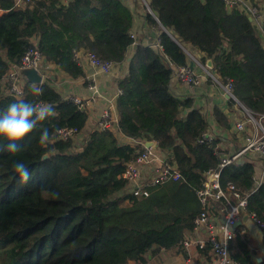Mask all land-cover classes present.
Here are the masks:
<instances>
[{
  "label": "trees",
  "instance_id": "trees-1",
  "mask_svg": "<svg viewBox=\"0 0 264 264\" xmlns=\"http://www.w3.org/2000/svg\"><path fill=\"white\" fill-rule=\"evenodd\" d=\"M148 6L158 21L147 14L149 23L163 27L160 49L138 45L129 59L133 16L121 0H31L24 9L0 0V81L32 48L73 79L84 74L73 59L75 50L126 64L127 73L117 82V130L133 140L154 141L181 174L178 181L152 188L147 198L122 194L121 175L135 159V149L120 145L108 131L90 133L78 152L71 151V141L56 140L60 129L81 134L88 113L49 79L40 85L26 82L19 98L0 89V115L21 101L54 110L18 151H8L0 140V264H146L148 254L155 259L161 249H175V242L191 231L205 172L231 153L222 144L238 149L235 135L228 134V119L217 108L212 118L222 135L199 143L210 128L209 118L191 97L171 92L170 64L189 63L183 47L197 52L202 66L211 60L220 83H232L238 103L264 115V20L260 33L242 11L226 9L220 0H148ZM44 129L50 135L47 146L41 142ZM16 162L31 172L27 183L15 172ZM254 174L250 163L235 162L222 169L220 183L248 195L245 212L264 221V183L256 187ZM226 209L218 202L212 213L219 216ZM240 229L229 245L231 257L254 264Z\"/></svg>",
  "mask_w": 264,
  "mask_h": 264
},
{
  "label": "built area",
  "instance_id": "built-area-1",
  "mask_svg": "<svg viewBox=\"0 0 264 264\" xmlns=\"http://www.w3.org/2000/svg\"><path fill=\"white\" fill-rule=\"evenodd\" d=\"M14 5L24 9L31 6V0H13ZM226 9L238 8L253 22L256 29L261 33L262 22L264 20V3L262 0H220ZM145 8L150 12L148 3L143 0ZM131 38L134 39L133 33ZM134 41V40H133ZM160 49L159 39L155 45ZM185 51V50H184ZM186 54L190 56L189 52ZM73 59L77 65L84 70L87 68L89 73L85 76L84 87L89 92V97H68L79 109L87 112L90 104L102 99L105 103L101 113L94 123L92 132H105L117 128V118L114 114L116 98L120 91L117 89L113 96L102 97L97 83V74L108 75L116 71L120 65L99 58L93 53H84L80 50L72 51ZM192 59L193 69L189 65L182 67L173 66V79L184 85L190 91L195 89L202 81V77L210 79L218 85L228 100L235 102L236 106L241 108V119L230 124V130L242 142L237 151H233L227 156H221V161L216 168L208 169L204 174V183L201 188L196 190V195L200 203V212L193 219L191 231L179 242H175V249L185 256L186 264H193V255L201 256L205 264H240L231 257L229 245L236 238L237 223L242 218L253 221L254 225L264 231V221L257 218L254 213H246L248 195H241L239 191L231 184L222 187L220 183V174L224 167L235 162H241V157L247 153H255L260 156L264 174V115L253 114L242 105H240L233 96V85L230 81L221 84L216 75L210 72L205 65L202 66L196 59ZM43 61L41 54L37 49H29L21 58L20 65L11 67L8 73L0 81V89L5 96L19 98L22 96V90L26 81L19 77L17 69H38L40 72V63ZM195 64H198L203 70V75H199L195 70ZM80 136L76 129H60L56 132V140L72 142L71 151L78 152L76 145L77 138ZM217 133L208 131L203 133L198 140L199 143L211 142L215 140ZM87 138H85L86 140ZM83 141V144L85 142ZM146 140H133L129 144L135 149L136 157L128 162L121 178L125 181V187L122 194L131 195L138 198H147L150 190L154 187L163 185L167 182H175L181 179V174L172 156L166 152H159L154 141L153 146L146 148ZM83 147V145H82ZM255 186L262 184L261 179L254 178ZM223 202L226 206V212L216 216L212 213L214 204ZM243 231H240L241 235ZM161 249L160 252H164ZM200 252H206L201 255ZM193 254V255H192Z\"/></svg>",
  "mask_w": 264,
  "mask_h": 264
},
{
  "label": "crops",
  "instance_id": "crops-1",
  "mask_svg": "<svg viewBox=\"0 0 264 264\" xmlns=\"http://www.w3.org/2000/svg\"><path fill=\"white\" fill-rule=\"evenodd\" d=\"M144 1L148 3V0H144ZM64 2L66 3V1ZM121 2L131 11L133 16L132 33L134 35V39H133L134 41L128 52V57L130 58L132 56L133 50L138 45L141 46L156 45L159 39L160 25L155 27L151 23H149L146 17L147 14H150L153 19L155 18L145 8L143 0H121ZM262 3H264V0H262ZM263 46H264V41H263ZM188 48H190V52L194 57H196L198 63H200L199 62L200 55L197 52H195L191 47ZM51 66H52L51 64H47L43 60L39 66L41 70L40 73L43 76V80L49 79L52 82V84L55 86V88L61 91L63 97H76V96L82 98L89 97V92L86 90L83 83L85 80V76L89 73L88 71L90 70L85 68L83 70L84 73L83 77L73 79L68 75H66L65 73L59 71L57 68L52 70ZM194 70L200 76L203 75V70L200 68L198 64H195ZM210 72L212 74L214 73L212 70H210ZM126 73H127L126 64H122L113 73H110L108 75L97 74L96 75L97 83L102 97H106L110 95L113 96L114 94H116V91L118 89L117 88L118 79L123 77ZM206 82H207V78H205V81L202 80L201 83L195 89L190 91L184 85L177 82L175 79H172L170 89L171 92L179 98H184L187 96L191 97L193 99L195 106L198 107L201 110V112H203L205 116L209 118L210 130L216 132L217 135H222L221 131L218 130L213 123V118H212L213 109L214 108L219 109L226 116V118L229 121V124H232L236 120H242L240 114L241 112L238 110V107H236V105H232L229 103L227 96L224 94V92L219 86L215 85L213 82L207 85ZM104 103L105 102L99 98L97 99L96 102L90 104L89 109L87 111L88 113L87 123L85 125L84 130L77 138L76 145L79 149H82L83 141L90 134V131L94 126V123L96 122V120L98 119L101 113ZM113 112L115 114V117L117 118L116 102ZM108 132H110L114 136V138L117 140V142L120 145H129L131 142V139L122 135L117 130V128ZM228 134L235 135L232 129ZM235 137H236V139L234 140L235 145L232 143V146L233 145L237 146V149H239L241 147L242 142L236 135ZM229 145L222 144L221 147L222 149L230 150L232 153L233 152L232 147H230ZM240 161L250 163L254 167V172H255L254 178L261 179L262 183H264V174L262 173L263 163L259 155L255 153L247 152L241 157ZM237 227H240L241 228L240 231H243L241 236H243L244 241H246L247 248L250 251L251 258L253 262H255L254 264H260L264 256V245L262 242V235L260 230L254 225L252 220L247 219L245 217L242 218V220L239 222V225H237ZM147 257H148V261L146 264H174V263L186 264L185 256L176 249H170L164 252H160L158 257L155 259L151 258L149 254ZM194 258H195L194 263L205 264V260L201 256L194 255Z\"/></svg>",
  "mask_w": 264,
  "mask_h": 264
},
{
  "label": "clouds",
  "instance_id": "clouds-1",
  "mask_svg": "<svg viewBox=\"0 0 264 264\" xmlns=\"http://www.w3.org/2000/svg\"><path fill=\"white\" fill-rule=\"evenodd\" d=\"M36 94H42L40 88H34ZM54 114L50 105L44 103L16 102L9 105L7 111L0 115V140L7 142V150L16 152L21 142L29 137L38 124ZM41 142L47 146L50 135L47 129L41 134ZM14 170L24 183L31 179V172L22 162L14 163Z\"/></svg>",
  "mask_w": 264,
  "mask_h": 264
},
{
  "label": "water",
  "instance_id": "water-1",
  "mask_svg": "<svg viewBox=\"0 0 264 264\" xmlns=\"http://www.w3.org/2000/svg\"><path fill=\"white\" fill-rule=\"evenodd\" d=\"M150 13L153 15V13L150 11ZM154 16V15H153ZM155 20L157 21L156 17L154 16ZM251 21V19H249ZM158 22V21H157ZM159 24V23H158ZM160 25V24H159ZM160 27L163 29V27L160 25ZM130 59V58H129ZM190 69H193V62L188 63ZM205 67L208 70H212L213 65L211 60H207ZM52 70L56 69V66H51ZM17 73L19 77L23 78L27 83L31 85H40L43 81V76L41 75L40 71L38 69H17ZM202 80L205 81V77H202ZM238 102V101H237ZM146 148H150L153 146V143L151 141L146 143ZM159 152L162 154V151L159 149ZM45 158V157H44ZM239 225V222L237 223Z\"/></svg>",
  "mask_w": 264,
  "mask_h": 264
},
{
  "label": "rangeland",
  "instance_id": "rangeland-1",
  "mask_svg": "<svg viewBox=\"0 0 264 264\" xmlns=\"http://www.w3.org/2000/svg\"><path fill=\"white\" fill-rule=\"evenodd\" d=\"M159 27H160V26H159ZM160 29H162V28L160 27ZM183 48H184L185 52H186V51L189 52V54H190V56H191V57L188 56V57H189V60H190L189 62H191V58L196 59V57H194V56L192 55V53L190 52V48H188V47H183ZM210 83H212V81H210ZM215 85H216V84H215ZM217 86H218V85H217ZM60 88H61V87H60ZM236 107H238V110H239L240 112H242V111H241V108H240L239 106H236ZM84 135H85V134H84ZM84 135H83V136H84ZM103 144H104V143H102V144H98V145H97V147H96V151H97V152H100V151H101V148H102ZM192 255H193V254H192ZM192 257H193V260H194V259H195V258H194V255H193ZM174 264H176V263H174Z\"/></svg>",
  "mask_w": 264,
  "mask_h": 264
}]
</instances>
